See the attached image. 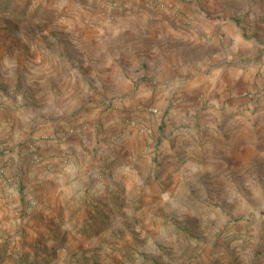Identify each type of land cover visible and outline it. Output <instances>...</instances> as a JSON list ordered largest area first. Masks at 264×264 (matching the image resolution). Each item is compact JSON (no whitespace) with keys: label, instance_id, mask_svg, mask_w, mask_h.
<instances>
[{"label":"rangeland","instance_id":"1","mask_svg":"<svg viewBox=\"0 0 264 264\" xmlns=\"http://www.w3.org/2000/svg\"><path fill=\"white\" fill-rule=\"evenodd\" d=\"M138 3L96 0L95 19L84 23L79 0H0V157L43 162L34 126L53 107L66 108L62 91L86 112L110 111L114 123L145 140L92 143L89 165L52 161L36 188L18 185L2 166L0 185L8 187L0 190V264H264V148L222 143L219 125L206 129L218 143H201L192 123L198 111L173 118L177 97L163 114L149 100L128 104L135 74L146 70L141 63L117 65L118 97L87 66L95 46L83 33L115 28L132 6L154 14L160 8ZM223 36L204 38L222 46ZM251 91L240 100L258 105L264 77ZM178 129L189 130L193 143H176ZM100 149L104 161L94 163ZM66 166L69 174L78 169L65 182L57 172Z\"/></svg>","mask_w":264,"mask_h":264},{"label":"crops","instance_id":"2","mask_svg":"<svg viewBox=\"0 0 264 264\" xmlns=\"http://www.w3.org/2000/svg\"><path fill=\"white\" fill-rule=\"evenodd\" d=\"M143 1L151 5L160 3V8L154 14L149 9L132 6V10L123 16H117L119 23L113 29L81 31L95 46V55L86 60L88 67L96 68L95 77L118 97L122 95L123 81L116 72L117 65L128 68L130 62L141 63L146 70L135 74V80L131 82L134 87L126 95L128 104L133 106L136 101L149 100L163 114L170 97H177L173 118L180 120V117H190L191 112L198 111L192 123L195 121L197 129H201V143L207 140L218 143L206 129L219 125V131L227 135L222 143H231L232 147L240 143L244 148L251 144L264 148V98L258 105L254 101L244 103V98L240 100V96L252 92L251 88L264 77V24L259 21L264 15V0H245L243 7L242 0ZM138 2L135 0V4ZM79 3L84 6L77 19L84 23L95 19L92 7L96 0H79ZM217 33L224 35L226 43L224 41L222 46H218L215 38L213 41L204 38ZM107 47L113 48V52ZM137 79L140 81L136 82ZM62 92L61 99L66 102V108L53 107L34 126L32 144L35 143L33 148L37 149L43 162L34 164L17 155L10 159L9 156L0 157V168L8 166V177H14L25 189L41 186L42 172L52 161L59 165L58 162L67 157L77 164L89 165L93 154H87L85 149L92 143L145 141L134 132L135 128L114 123L117 118L114 119L116 115L112 116L110 111L86 112L81 109L79 98ZM241 102L245 110L238 107ZM78 109L79 115L76 114ZM94 123L97 130L91 128ZM14 124L12 122L11 126L17 132L18 126ZM188 131L178 129L173 133L181 134L176 143H193ZM95 154L94 163L104 161L103 156L100 158L104 155L103 149ZM67 169L66 166L57 172L62 177L65 174V182L77 176L78 167L70 174ZM5 187L8 185L1 183L0 190L4 191Z\"/></svg>","mask_w":264,"mask_h":264},{"label":"built area","instance_id":"3","mask_svg":"<svg viewBox=\"0 0 264 264\" xmlns=\"http://www.w3.org/2000/svg\"><path fill=\"white\" fill-rule=\"evenodd\" d=\"M244 96H247V94L245 93ZM148 112L155 114V113H157V110L154 109V108H152V107H150V109H148ZM2 175H3V171L0 170V177H1Z\"/></svg>","mask_w":264,"mask_h":264}]
</instances>
